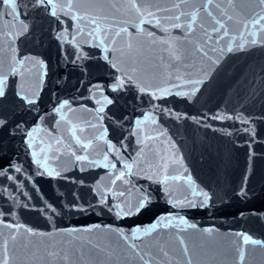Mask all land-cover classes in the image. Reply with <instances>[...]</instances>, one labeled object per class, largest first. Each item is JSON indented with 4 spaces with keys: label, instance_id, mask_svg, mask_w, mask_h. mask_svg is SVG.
<instances>
[{
    "label": "water",
    "instance_id": "95a60500",
    "mask_svg": "<svg viewBox=\"0 0 264 264\" xmlns=\"http://www.w3.org/2000/svg\"><path fill=\"white\" fill-rule=\"evenodd\" d=\"M148 2L152 10L172 9L174 0ZM203 3L190 0L182 9L191 12ZM214 3L220 9L210 6L209 10L217 18L224 19L221 11L232 16L228 23L237 35L235 30L241 24L262 11L257 0ZM18 5L29 31L12 44L16 53L9 50L7 39L0 41V73L10 71L13 55L29 59L23 77H9L6 96L0 99V118H6L10 128L17 122L22 128L35 127L34 150L41 163L47 157L49 170L54 168L61 175L50 177L36 165L23 132L0 131V168L12 165L0 175V209L4 210L0 215V260L7 259L8 264H144L139 255L147 253L145 260L151 264H187L189 259L192 264H264V47L225 53L218 64L212 63L196 52L194 45L183 42V31L171 28L173 21H163L160 28L154 21L147 23L145 0H79L76 13L84 16L80 22L84 32L76 33V22H72L76 42L68 47L58 37L67 23L62 20L58 24L42 10L32 8L31 0H18ZM141 12L145 14L141 16ZM175 14V9L161 13ZM93 18L102 30L98 39H105L116 68L104 60V46H94L87 35L93 31ZM201 18L209 20L203 12ZM194 27L191 39L196 41L201 31ZM0 30L18 32L22 26L0 20ZM252 30L249 25L245 35ZM65 39L72 40V35ZM66 48L69 52L72 48L82 50L89 58L74 67L68 63ZM210 55L215 60L220 53ZM120 75L130 76L132 84L117 92L97 90V82L103 88ZM188 78L191 85L186 83ZM197 80L203 83H195ZM141 86L149 93L158 86L169 87L172 93L199 91L186 97L172 94L153 99L138 92ZM21 87L30 97L36 94L37 104L31 110L17 95ZM104 97L113 103L105 104ZM65 99L69 107L53 115L54 107ZM101 105L104 111L97 112ZM149 113L155 124L143 120L142 114ZM217 115L240 119H213ZM135 119L143 121L137 136L143 140L140 145L128 135L130 128L136 130ZM245 119L247 124L241 122ZM117 121L122 128L117 127ZM113 127H117L115 133ZM120 133L125 147L108 154V163L115 162L116 169L104 168L105 141L116 144ZM141 147L144 150L138 155ZM73 152L87 154L100 166L82 169ZM125 162L133 165L132 174L124 177L129 183L117 180L113 184L119 171H127ZM16 168L21 170L16 172ZM165 175L167 184L158 183ZM149 176L152 179L146 178ZM242 182L249 193L243 200L236 195ZM140 189L151 193V203L139 213L118 215L114 205L123 207L124 199L135 202ZM113 190L124 191L125 197L113 198ZM102 192L107 194V203L101 202ZM194 192L208 194L203 206L199 205L204 196ZM188 201H193V206ZM153 224H157L156 230L144 234L143 229ZM191 224L196 227H189ZM136 228L141 232L133 237ZM237 234L261 241V245H243L242 262L234 250L242 245ZM161 248L168 251L167 258L160 254Z\"/></svg>",
    "mask_w": 264,
    "mask_h": 264
},
{
    "label": "snow or ice",
    "instance_id": "6c2138e0",
    "mask_svg": "<svg viewBox=\"0 0 264 264\" xmlns=\"http://www.w3.org/2000/svg\"><path fill=\"white\" fill-rule=\"evenodd\" d=\"M228 5L233 4V0H224ZM258 5L261 6L262 11L255 13L247 22L240 25L238 29L235 31L238 32L237 34H232L234 32V29L229 25V21L233 20L232 16L227 15L225 11H221V16L224 19L217 18L213 15V13L209 10L210 6L215 7L216 9H220V5L214 3V0H204V3L201 7L193 8L191 12H186L182 9L183 5H187L190 3V0H174V3L172 5V9H175L178 11V14L175 15H164L162 16L161 13H168L171 12L172 9L169 8H157L156 10H152L151 4L148 2V0H145V11L147 17L149 19L147 20V23L152 24L153 21L154 26L157 28L162 27V22L171 20L173 23H171V28L173 29H180L183 31V37L182 40L186 44H192L195 47V51L200 53L203 57L207 58L212 63L218 64L220 62V59L225 53H233L235 51H241L247 47H254V46H260L264 47V0H257ZM79 3V0H31V6L34 9L42 10L48 17L54 19L58 24L60 21H64L68 24L67 28H64L63 30L58 31V37L60 40H62L68 47H71L73 43L76 42V36L72 33V22H76L75 32L80 33L83 35V28L80 27V22L84 20V16L78 15L76 13V5ZM25 7H28V5H25ZM0 9H7L6 11H0V20L4 21H10L11 26H15L17 22L22 26V31L18 32H10V31H4L0 30V41L7 39L9 41L8 48L11 52L16 53V48L12 47V44L15 42L16 39L19 38V36L26 34L29 31V25L25 22L24 19H22V15H24L19 8L18 0H0ZM138 12H140V9H137ZM201 12L205 13L206 16L209 18L208 21H205L201 18ZM141 16H143L145 13L141 12ZM183 20V22H181ZM145 23V20H141V24ZM239 23V22H237ZM91 24L94 26L93 31L88 32L87 35L89 37H92L94 41V46L96 47H103L104 53V60L108 61L111 64L112 68H116L117 65L115 63H111L110 59V53L108 48L105 46L106 41L104 38H99V34L101 33V28L99 26V23L96 18H93L91 20ZM249 25L252 27V31L247 32V36L245 35V31L248 30ZM199 27L201 31V37L199 40L193 41L191 39L192 34L195 31V27ZM210 28V31H209ZM242 29V30H241ZM105 32L107 30H104ZM122 31H126V29H122ZM141 31L143 29L141 28ZM164 32L168 31V28H163ZM149 36H153L152 32L147 33ZM67 35H72V40H66L65 37ZM118 36L119 33H116ZM98 43H95L97 41ZM164 44H167L169 48L173 47L172 43H170L168 40L162 41ZM179 42V41H177ZM76 47H80V45L77 43ZM2 50V48H0ZM220 53L219 56L215 60L212 59V55L215 53ZM66 54L69 56L68 63L72 66H77L78 63L82 60H85L89 57H86L84 52L81 50L80 52H77L75 48H72V50L69 52L66 48ZM174 55V58L177 61L181 60V57L178 55ZM28 57H22V56H16L13 55L11 57L10 63L12 64L10 71L8 73H0V99L5 98L7 89H8V80L10 76H20L23 77V69L25 67V63L28 60ZM41 65H43V61L39 62ZM16 65H19L17 67ZM187 68V66H185ZM207 75V73H205ZM177 80H180L181 77L178 75L176 77ZM186 83L191 85L193 81L188 78L186 80ZM195 83L200 84L203 83L201 80L195 81ZM132 84V78L130 76H113L111 78L110 83H106L103 88L100 87L99 82L96 84V88L98 91H103L105 88L110 89L112 92H117L124 90L127 86ZM173 88L180 87L178 84H172ZM199 91L197 88H193L191 92H180L177 91L175 93H172L170 91L169 87H157L156 91L153 92H147L145 87L141 86L138 88V92L142 94L150 95L153 99H162L166 97L167 95L175 94L177 96H188V95H195L196 92ZM22 103H26L29 106V110H31L32 107H34L37 104V99L34 97L36 96L35 93L32 94V97L25 94L23 91V88L21 87V90L17 93ZM99 103V101H97ZM104 103L111 105L113 101L111 99H108L107 97H104ZM69 107V100L65 99L62 102H59L58 106L54 107L53 109V115L60 114L63 109ZM97 112H103L104 106L101 105L99 109L96 110ZM143 120H151L153 124L156 123L153 115L151 113L145 115L142 114ZM104 117H101L103 119ZM120 119H123L121 117ZM213 119L217 120H224V119H240L239 116L233 117V116H222L217 115L214 116ZM242 123L247 124L248 121L242 120ZM131 123V122H130ZM143 123L141 119H135V127L136 130L133 131L131 128L129 129V138L133 139L134 142L137 145H140L143 143L142 139H138V133L140 132V125ZM117 127L122 128L123 125L119 124V121H117ZM117 127H113V132L115 133L117 131ZM8 130L9 134L15 133V132H23L24 138L26 141V146L29 149H32L31 155L35 158V163L39 168H44L47 172L48 176H57L59 177L61 175V172L57 171L56 169H50L48 168V158L45 157L43 163H41V158L37 155V152L34 150L36 145L33 142V133L37 131L35 127L32 128H22L21 123L17 122L15 127H9V122L6 120V118H0V131ZM245 132H248L249 129L245 128ZM108 129H104V133L107 134ZM121 139L117 141L116 144L105 141L106 149L103 154V160L105 163L102 165L104 168L111 167L112 169H116V163H108L109 160V153L115 152L119 153L120 149H123L125 147V144L123 142V133H120ZM79 142V141H78ZM59 143V142H58ZM91 142H89L90 144ZM118 145V146H117ZM85 149L89 147V145H83ZM143 147L139 148L138 155L140 152H143ZM43 151V149H41ZM71 155L74 157V160L78 162L82 169L86 168L88 165H96L100 166L99 162L97 160L90 159L87 154L81 155L77 154L75 152L71 153ZM59 157H57L58 159ZM116 161L119 162L121 157L117 155L115 157ZM166 167V166H165ZM12 168V165L9 164L7 166H4L0 168V175H3L7 173ZM123 168L127 171H119V174L116 175L115 180L112 182L113 184L119 180L123 183H129L127 180L124 179L126 175L132 174V168L133 165L131 163L125 162L123 164ZM21 169L16 168L15 171L19 172ZM7 179H12L11 176L6 177ZM147 179H152L151 176L146 177ZM172 179H178V177H172ZM168 181V176L165 175L162 180L157 181L158 183L166 185ZM139 195L135 199V202L124 199L123 201V207H121L120 203H117L114 205V207L118 210L117 214H123L125 216L131 215L133 213H139L141 212L145 207H147L151 203V193L143 191V189L138 190ZM111 195L113 198L119 199L121 197H125L124 191H111ZM193 195H203L204 200L200 202L199 206H203L204 203L207 202L208 194L207 193H196L194 192ZM236 195L240 197L242 200L248 198V190L245 187L244 183H241L240 188L237 190ZM108 197L106 192L101 193V202L107 203ZM179 203V201H177ZM189 206H193V201H188ZM112 206H110L111 208ZM4 214V210L0 209V215ZM191 228H195V224L188 225ZM9 228H13L14 226L12 224L8 225ZM19 227V226H15ZM98 227V226H97ZM157 228V224L151 225L150 228L143 229L144 234H149L153 231H155ZM92 229H86V231H91ZM28 232H32V229H27ZM205 231L210 232L211 229H206ZM141 232L140 228H136L132 232V236L136 237V234ZM43 235V233H34ZM121 236L124 237V239H127L128 237L124 233H120ZM240 239L242 240V245L235 246L234 250L238 253L239 259L242 262L244 259V250L243 245H261V241L252 239L248 235L244 234H237ZM11 239L15 240L16 236L13 234L11 236ZM181 244H184V241L181 239ZM264 246V245H262ZM133 248L136 247L135 244L132 245ZM4 250L7 252V240L4 242ZM183 252L185 255L188 254V248L185 246L183 248ZM52 253H50L51 255ZM160 254L163 257H168L169 253L168 251L164 250L163 248L160 249ZM145 255L147 253L139 255V259L144 262V264H151L149 260H145ZM0 264H8V260H0ZM170 264V262H169ZM187 264H192L191 259L188 260Z\"/></svg>",
    "mask_w": 264,
    "mask_h": 264
}]
</instances>
